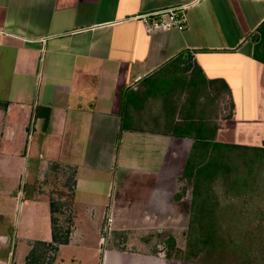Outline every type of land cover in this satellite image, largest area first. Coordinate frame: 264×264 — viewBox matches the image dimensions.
Wrapping results in <instances>:
<instances>
[{
  "label": "crops",
  "instance_id": "obj_1",
  "mask_svg": "<svg viewBox=\"0 0 264 264\" xmlns=\"http://www.w3.org/2000/svg\"><path fill=\"white\" fill-rule=\"evenodd\" d=\"M182 5L185 32L138 18ZM263 23L264 0H0V264H202L151 235L190 219L196 142L264 148Z\"/></svg>",
  "mask_w": 264,
  "mask_h": 264
},
{
  "label": "trees",
  "instance_id": "obj_2",
  "mask_svg": "<svg viewBox=\"0 0 264 264\" xmlns=\"http://www.w3.org/2000/svg\"><path fill=\"white\" fill-rule=\"evenodd\" d=\"M260 40L255 46V57L264 62V23L259 27ZM209 142L193 145L192 152L185 166L183 179L193 186L191 219L186 249L177 247L174 239L167 242V256L186 262L214 264L208 257L220 255L225 258L231 251L239 248L237 243L229 242L224 235V225L228 226L229 212L218 211V201L213 188L219 182H225L234 196L242 193L257 192L264 186V148H248L240 145H218ZM238 151L235 155L234 152ZM236 158H240L237 163ZM263 178H258L262 177ZM184 192L177 195L180 200ZM217 202V203H216ZM52 212L56 206L52 204ZM256 214L257 216H254ZM264 215L263 212L253 213V218ZM55 224V219H54ZM262 225L260 224L258 229ZM230 228H236L235 226ZM232 231L233 230H229ZM235 231V230H234ZM231 234V233H230ZM229 234V236H230ZM54 239L57 240V229L54 225ZM203 258L200 259L199 256Z\"/></svg>",
  "mask_w": 264,
  "mask_h": 264
},
{
  "label": "rangeland",
  "instance_id": "obj_3",
  "mask_svg": "<svg viewBox=\"0 0 264 264\" xmlns=\"http://www.w3.org/2000/svg\"><path fill=\"white\" fill-rule=\"evenodd\" d=\"M223 105L225 109L224 115L228 116L230 113V102L226 101ZM234 153L236 155L239 152L236 151ZM236 161L239 163L240 158H236ZM258 178L261 179L263 176ZM262 182H264V180H262ZM184 187H188V197L183 200L180 205H182L181 209L183 211H187L188 214L190 213L189 217L191 219L192 202L190 205V201H192L193 186L189 183L187 185V182L185 181ZM213 193L219 204L217 210L221 212H229L230 220H228L227 224L228 226L236 227L230 228V226L227 227V225H224V227H222V229H225L224 238L229 242H232V244L237 243L239 248L231 251V254L229 253L225 258H220V255H213L211 258L208 257V260L214 264H264V215L258 218H253L252 216L253 213H264V186H262L257 192H243L242 194L244 196L239 198L238 196H234V191L230 190L227 184L223 181L216 184L213 188ZM60 204L63 205L66 211L71 208L69 198L62 203L60 202ZM69 214L72 215V212H69ZM254 216L257 215L254 214ZM190 219L188 220L189 222L183 221L178 223V226L180 227L174 232L175 235L172 234L174 231L172 230L170 232L154 234L151 235V237H155L158 242L168 241L169 239L175 240L174 237H177L179 244L184 247L178 248L184 250L188 243ZM260 224L262 226L258 229L257 227H259ZM228 229L233 230V232L228 231ZM199 258L202 259L203 257L200 255Z\"/></svg>",
  "mask_w": 264,
  "mask_h": 264
},
{
  "label": "built area",
  "instance_id": "obj_4",
  "mask_svg": "<svg viewBox=\"0 0 264 264\" xmlns=\"http://www.w3.org/2000/svg\"><path fill=\"white\" fill-rule=\"evenodd\" d=\"M190 5H182L138 17L149 34L168 31L185 32L190 30L188 9Z\"/></svg>",
  "mask_w": 264,
  "mask_h": 264
}]
</instances>
